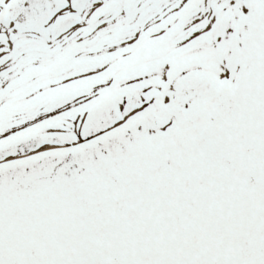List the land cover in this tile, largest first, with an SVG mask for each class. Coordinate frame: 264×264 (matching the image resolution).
<instances>
[{"label": "snow or ice", "instance_id": "snow-or-ice-1", "mask_svg": "<svg viewBox=\"0 0 264 264\" xmlns=\"http://www.w3.org/2000/svg\"><path fill=\"white\" fill-rule=\"evenodd\" d=\"M0 264H264V0H0Z\"/></svg>", "mask_w": 264, "mask_h": 264}]
</instances>
